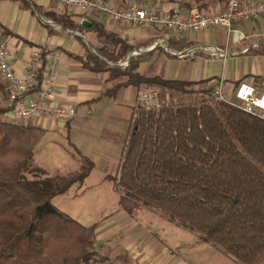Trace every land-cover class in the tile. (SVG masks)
<instances>
[{
    "label": "trees",
    "instance_id": "obj_1",
    "mask_svg": "<svg viewBox=\"0 0 264 264\" xmlns=\"http://www.w3.org/2000/svg\"><path fill=\"white\" fill-rule=\"evenodd\" d=\"M37 9L68 29L92 31L99 45L85 65L127 77L117 87L160 86L159 108L139 104L130 125L114 178L122 208L130 214L153 208L240 264L263 262L264 120L192 88V82L137 72L141 58L130 56L134 46L95 18L86 17L91 22L86 28L66 14ZM124 59L126 69L118 66ZM47 63L30 92L39 89ZM10 100L0 77V264L104 263L96 224H82L52 201L83 183L93 162L85 159L81 171L57 177L34 166L45 130L33 122L7 120Z\"/></svg>",
    "mask_w": 264,
    "mask_h": 264
},
{
    "label": "crops",
    "instance_id": "obj_2",
    "mask_svg": "<svg viewBox=\"0 0 264 264\" xmlns=\"http://www.w3.org/2000/svg\"><path fill=\"white\" fill-rule=\"evenodd\" d=\"M111 1L124 7L131 0ZM149 1L164 9L179 1L186 8L198 7L208 12L220 11L226 4V0ZM37 8L58 15L66 14L77 24L87 20L86 17L103 22L133 45L138 55H144L137 72L147 77L158 75L192 82V88L205 93H212L222 80L227 83L226 91L231 96L241 82H249L258 92H264V15L238 21L231 31L227 26H219L200 33L172 34L148 25L131 28L114 24L105 16L96 14L86 16L67 8L59 0H0V40L9 45L17 75L25 74L34 49L44 50L46 62L51 58L52 50L60 52L53 101L74 106L78 111L72 119L39 117L33 120L45 130L35 152L46 139L51 147L54 144L63 146L60 136L71 148L70 156L74 160L89 159L94 163L95 167L83 183H76L61 194L77 189L73 198L67 197L70 201L59 206L54 202L82 224H96V247L106 261L94 264H240L215 243L203 240L199 233L179 225L153 208L142 207L133 214L128 213L120 205L121 193L116 184L117 198H110L108 190L96 188L92 180L94 170L103 162L119 160L115 176L119 172L130 125L140 104L142 84L117 87L123 81L120 77L113 76L107 69L95 71L86 66L89 52H96L99 45L95 34L68 29ZM164 35L168 50L149 49ZM170 42L183 44V48H172ZM212 46L227 48V56L213 55L210 52ZM6 118L17 121L14 110ZM105 179L106 176L103 181ZM86 196H96V199L87 201ZM76 201L83 208L77 206ZM94 209H100V215L93 219ZM259 264H264V260Z\"/></svg>",
    "mask_w": 264,
    "mask_h": 264
},
{
    "label": "built area",
    "instance_id": "obj_3",
    "mask_svg": "<svg viewBox=\"0 0 264 264\" xmlns=\"http://www.w3.org/2000/svg\"><path fill=\"white\" fill-rule=\"evenodd\" d=\"M59 1L67 8L78 10L86 16L98 14L105 16L114 24L131 28L148 25L172 34L173 32L200 33V31L219 26H227L231 31L234 23L238 21L253 20L264 15V0H226L224 9L217 12H208L198 7L186 8L179 1H176L168 9L161 8L149 0H131L129 5L124 7L115 5L111 0ZM166 40V35L162 36L149 49L160 44L168 50ZM8 46L6 42L0 40V77L7 85L10 102L17 120L28 123L39 117L74 118L78 111L74 106L53 101L54 77L58 71L60 52L57 49L51 51V58L47 63L39 89L30 92V89L38 81V75L44 63L42 50L34 49L25 74L17 75ZM210 52L216 56L226 57L228 49L212 46ZM128 63L125 61L121 65L126 66ZM226 84L221 80L214 87L212 95L264 120V92H258L255 86L249 82H241L236 87L234 95L231 96L226 91ZM139 102L149 108H159L158 90L149 88L140 90Z\"/></svg>",
    "mask_w": 264,
    "mask_h": 264
},
{
    "label": "rangeland",
    "instance_id": "obj_4",
    "mask_svg": "<svg viewBox=\"0 0 264 264\" xmlns=\"http://www.w3.org/2000/svg\"><path fill=\"white\" fill-rule=\"evenodd\" d=\"M101 17H104V16H101ZM157 48H159L161 50L164 49V47L163 46L161 47L160 44L157 45L154 49H157ZM163 51H165V50H163ZM134 54L136 55V57L137 56L140 57L141 60H142V57L144 56V55H138L139 54L138 52H134L133 55ZM125 61H128V60L127 59L120 60L118 62L119 66ZM128 66H129V63L126 66H122V68L126 69ZM111 74L113 76H116V73H111ZM154 76H157V75H148V77H150V78H152ZM120 78L122 80H127V77H124V76H121ZM144 88L159 90L160 86L157 84H154V83H148L147 82V83L142 84L140 90H142ZM28 123H30V122H28ZM28 123H25V124H28ZM59 138L62 141L63 146L61 144H59V145L54 144L51 147V144L46 141L47 139L40 144V146L37 148V151L35 153L34 166L40 167V168L45 170L46 174L53 175L56 177L57 176H68V175H72L76 172L81 171L86 166V161L85 160H74L73 157L70 156V153L72 152L71 148H69L67 143H65L63 141L62 137L59 136ZM112 161L109 160L107 162H103L101 167H97L94 170L95 175H93L94 179H92V180L94 181L93 183H95L97 185L96 188L101 187L104 190H108L109 193H107V195H109L110 198H111V196H113V198H117L119 196V193H117V192L115 193V191H114V184H115L114 178H115V174H116L115 171L118 167V161L119 160H112ZM94 167L95 166H93V168ZM108 172L112 173V174L106 175L105 173H108ZM105 176H106V179L103 181V178ZM100 181H102L101 184H99ZM77 192H78L77 189H72V191L69 192L68 194L59 195L55 199L53 198L52 201H53V203L55 202L57 206H59L61 203H67L68 201H70L67 199V197L73 198V195ZM79 198L81 199L83 197L80 196ZM85 199L87 201L91 200V202H92V201H95L96 196H86ZM76 203H77V201H76ZM76 205L79 206L78 203ZM79 207L83 208V206H79ZM99 215H100V209H94L91 217H93V219H94V218H97Z\"/></svg>",
    "mask_w": 264,
    "mask_h": 264
},
{
    "label": "water",
    "instance_id": "obj_5",
    "mask_svg": "<svg viewBox=\"0 0 264 264\" xmlns=\"http://www.w3.org/2000/svg\"><path fill=\"white\" fill-rule=\"evenodd\" d=\"M82 25H83L84 27L88 28V27L91 26V22L88 21V20H84L83 23H82ZM132 55H133V54L131 53L130 56H132ZM174 55H177V54H174ZM103 60H104L105 62H107V63L113 65L112 63L108 62L106 59L103 58ZM118 66H119V64H118ZM122 66H123V65H120L119 67H122Z\"/></svg>",
    "mask_w": 264,
    "mask_h": 264
}]
</instances>
